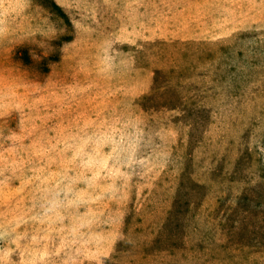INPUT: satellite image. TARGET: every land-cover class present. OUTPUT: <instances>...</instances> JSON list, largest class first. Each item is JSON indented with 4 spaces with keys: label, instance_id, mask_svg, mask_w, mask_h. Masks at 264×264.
Instances as JSON below:
<instances>
[{
    "label": "rangeland",
    "instance_id": "1",
    "mask_svg": "<svg viewBox=\"0 0 264 264\" xmlns=\"http://www.w3.org/2000/svg\"><path fill=\"white\" fill-rule=\"evenodd\" d=\"M0 264H264V0H0Z\"/></svg>",
    "mask_w": 264,
    "mask_h": 264
}]
</instances>
